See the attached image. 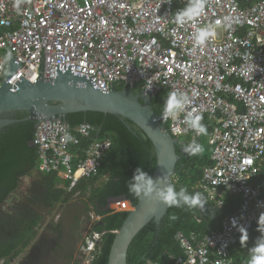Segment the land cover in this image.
I'll use <instances>...</instances> for the list:
<instances>
[{"label": "built area", "instance_id": "obj_1", "mask_svg": "<svg viewBox=\"0 0 264 264\" xmlns=\"http://www.w3.org/2000/svg\"><path fill=\"white\" fill-rule=\"evenodd\" d=\"M188 2L0 0V51L7 52L6 58L0 54V83L12 56L22 63L8 80L13 85L20 76L30 82L53 79L70 66L102 90L122 84L139 86L151 96L162 89L188 93L193 103L186 111L195 108L204 124H212L211 162L202 168L199 188L218 206L224 204L223 192L239 200L219 228L199 241L180 237L182 255L173 264H249V259L236 261L230 247L240 238L241 226L248 234L257 230L260 215L264 220V0H207L203 15L178 26L175 11ZM225 17L232 20L230 29L221 24L206 45L195 44L199 28ZM183 117L167 121L169 132L198 137L183 131ZM65 130L74 137L67 144L61 139ZM93 131L87 123L72 128L63 120L39 121L32 139L39 171L56 172L68 182L67 191L96 176L110 142L96 139ZM84 139L88 142L78 156L71 147ZM109 208L132 206L118 199ZM260 236L257 230L255 240ZM92 259L93 254L86 264Z\"/></svg>", "mask_w": 264, "mask_h": 264}, {"label": "trees", "instance_id": "obj_2", "mask_svg": "<svg viewBox=\"0 0 264 264\" xmlns=\"http://www.w3.org/2000/svg\"><path fill=\"white\" fill-rule=\"evenodd\" d=\"M3 55L6 58L7 52H3ZM121 88H124L122 84L114 85V89ZM131 91L141 93L139 86L132 87ZM167 92L165 89L160 90L150 101L159 116ZM9 113L13 115L5 118L18 121L0 129V261L7 262L23 252L36 238L45 214L50 213L56 205L67 202L74 192L80 191L84 196L82 206L97 217L90 223V228L100 235L94 245L90 264H107L114 235L128 215L127 210H111L108 200L125 195L133 205L138 202L139 199L129 192L128 184L138 167L149 176L152 175L156 157L151 141L132 122L115 114L91 110L66 114L65 121L72 128L87 123L94 127L92 134H97L96 139L110 142L101 157L98 174L79 180L71 191H67L68 182L60 175L38 169L37 151L31 144L37 121L29 119L26 111ZM163 121L167 126L168 122ZM205 126L207 133L195 138L203 146L202 153L190 156L183 151L194 139L192 134L185 133L178 137L175 149L179 158L172 182L177 190L185 187L189 193L200 194L201 204L209 206V209L168 206L158 224L153 220L148 222L133 238L127 250V264H173L182 255L180 237H186L193 243L199 241L210 230L219 228L221 218L236 208L239 200L237 195L228 193L224 196V204L218 206L215 200H208L199 188L202 168L210 163L211 149L206 137L212 124L207 123ZM87 142V139L82 140L72 146L71 151L81 155ZM77 160L76 157L74 167ZM260 172H264V161ZM31 174L36 175L35 180L17 194L21 177ZM102 177L105 180L99 182ZM5 202L9 203L6 204L8 207ZM48 227L54 232L62 231L59 223L49 224ZM256 233L257 230L253 229L247 234L248 239L243 245L239 238L230 247L236 261L249 259V250L255 243Z\"/></svg>", "mask_w": 264, "mask_h": 264}, {"label": "water", "instance_id": "obj_3", "mask_svg": "<svg viewBox=\"0 0 264 264\" xmlns=\"http://www.w3.org/2000/svg\"><path fill=\"white\" fill-rule=\"evenodd\" d=\"M14 59L12 56L9 58L5 76L0 83V115L26 111L29 113L28 118L37 123L47 119L65 121L66 114L87 110L118 115L132 122L151 141L156 157L151 177L164 178V183L159 184L161 188L165 184L173 185L172 177L179 158L175 149L178 138L169 132L164 121L154 112L149 93H133L132 87L99 89L86 77L75 74L70 66L59 70L53 79L40 77L30 82L20 76L16 86L8 80L22 63H16ZM16 121L0 118V129ZM118 199L127 197L109 199L108 207L110 201ZM129 203L132 208L127 210V217L114 235L107 264H127V250L133 238L148 222L153 220L158 224L168 208L165 203L152 198L139 199L135 205ZM198 208L209 209V206L200 204Z\"/></svg>", "mask_w": 264, "mask_h": 264}, {"label": "clouds", "instance_id": "obj_4", "mask_svg": "<svg viewBox=\"0 0 264 264\" xmlns=\"http://www.w3.org/2000/svg\"><path fill=\"white\" fill-rule=\"evenodd\" d=\"M168 2L171 3V0H168ZM206 3L207 0H189L185 7L175 11L174 23L178 26H183L186 23L192 22L194 19L204 14ZM221 24H223L226 30L230 29L232 27V20L225 17L223 22L217 20L215 25L209 24L199 28L193 34L195 44L197 46L206 45V43L216 35V28L221 26ZM194 95L195 93H193V96ZM192 103V96L188 93L179 90L168 91L160 109V118L165 121H176L181 114H184L183 123L186 127L183 131H192L196 136L205 135L207 133V128L202 122L203 115L195 108L191 111H186ZM81 131L83 132L85 130L82 128ZM175 133L180 134L181 129L176 128ZM61 139L63 143L67 144L73 141L74 137L70 132L65 130ZM184 152L190 156L197 155L203 152V146L193 139L185 146ZM162 183H164L163 177L158 176L154 179L138 167L130 179L128 190L137 199L152 198L165 203L169 207H186L192 209L202 203L200 194L189 193L185 187H181L177 190L172 184H165V186L161 188L159 184ZM232 223L235 225V220H233ZM257 223V230L261 233V236L255 240V243L249 250V264H264V220L261 219V215ZM239 231L241 232L240 243L243 245L248 239L247 231L242 226L239 228ZM89 242L94 244L93 238H91Z\"/></svg>", "mask_w": 264, "mask_h": 264}, {"label": "rangeland", "instance_id": "obj_5", "mask_svg": "<svg viewBox=\"0 0 264 264\" xmlns=\"http://www.w3.org/2000/svg\"><path fill=\"white\" fill-rule=\"evenodd\" d=\"M206 139L208 143V134ZM35 178L36 175L34 174L21 177V183L16 193L18 194L25 190ZM103 180H105V177L100 178L99 182ZM227 195H229L228 192H223V196ZM83 202L84 196L78 194L71 196L67 202L56 205L51 209L50 213L45 214L44 220L38 228L37 236L31 244L16 258L7 262L0 261V264H86L90 255L92 256L94 245L100 239V235L91 230L90 223L96 220L97 217L94 212L91 211L89 214L86 211L82 206ZM6 204L9 205V203L5 202V206ZM57 223L62 227L61 233L51 231L48 227L49 224L56 225ZM41 234H43V241L46 242L43 246L38 243ZM91 238H93L94 244L89 242ZM34 244L35 248H33ZM87 248L93 249L88 250ZM27 256H29L28 260L26 259Z\"/></svg>", "mask_w": 264, "mask_h": 264}, {"label": "flooded vegetation", "instance_id": "obj_6", "mask_svg": "<svg viewBox=\"0 0 264 264\" xmlns=\"http://www.w3.org/2000/svg\"><path fill=\"white\" fill-rule=\"evenodd\" d=\"M10 115H13V113H4V114H1L0 116V118H5V117H8V116H10ZM43 236V234H41L40 236H39V239H38V243H40L42 246L44 245V244H46V242H44L43 240H44V238L42 237ZM53 242V241H52ZM54 243V242H53ZM33 248H35V244L33 245ZM27 260L29 259V256H27V258H26Z\"/></svg>", "mask_w": 264, "mask_h": 264}, {"label": "crops", "instance_id": "obj_7", "mask_svg": "<svg viewBox=\"0 0 264 264\" xmlns=\"http://www.w3.org/2000/svg\"><path fill=\"white\" fill-rule=\"evenodd\" d=\"M233 255V254H232Z\"/></svg>", "mask_w": 264, "mask_h": 264}]
</instances>
